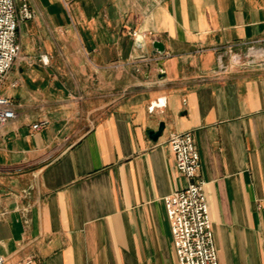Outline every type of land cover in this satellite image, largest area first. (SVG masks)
<instances>
[{
  "label": "crops",
  "instance_id": "obj_1",
  "mask_svg": "<svg viewBox=\"0 0 264 264\" xmlns=\"http://www.w3.org/2000/svg\"><path fill=\"white\" fill-rule=\"evenodd\" d=\"M14 1L34 18L0 82L4 264H178L163 200L185 132L218 264H264V66L240 63L264 0Z\"/></svg>",
  "mask_w": 264,
  "mask_h": 264
},
{
  "label": "built area",
  "instance_id": "obj_2",
  "mask_svg": "<svg viewBox=\"0 0 264 264\" xmlns=\"http://www.w3.org/2000/svg\"><path fill=\"white\" fill-rule=\"evenodd\" d=\"M33 18L34 14L27 4H21L17 10L14 0H0V82L19 52L16 41L19 22ZM255 50L250 48L247 58L254 57L259 52ZM236 61L238 65L239 60ZM247 64L263 66L255 64L254 61H248ZM14 118L10 101L0 96V124ZM38 127L39 125H35L33 129ZM167 147L174 157L176 172L186 181L182 189L175 190L163 200L177 263L218 264L204 183L199 180L200 160L193 136L190 132L172 134L167 141ZM0 264H4L1 257ZM25 264L33 262L28 261Z\"/></svg>",
  "mask_w": 264,
  "mask_h": 264
},
{
  "label": "water",
  "instance_id": "obj_3",
  "mask_svg": "<svg viewBox=\"0 0 264 264\" xmlns=\"http://www.w3.org/2000/svg\"><path fill=\"white\" fill-rule=\"evenodd\" d=\"M152 48L154 49L153 55L163 54V48L160 43L153 42ZM162 130H163V123H160L156 131L147 130L146 133L150 140L156 141L158 137L161 135Z\"/></svg>",
  "mask_w": 264,
  "mask_h": 264
},
{
  "label": "rangeland",
  "instance_id": "obj_4",
  "mask_svg": "<svg viewBox=\"0 0 264 264\" xmlns=\"http://www.w3.org/2000/svg\"><path fill=\"white\" fill-rule=\"evenodd\" d=\"M255 51H259L258 54H255L254 57L252 56L251 58H243L240 63H246L248 61H254L255 64H263L264 66V48L263 49H256ZM262 62V63H261Z\"/></svg>",
  "mask_w": 264,
  "mask_h": 264
},
{
  "label": "bare ground",
  "instance_id": "obj_5",
  "mask_svg": "<svg viewBox=\"0 0 264 264\" xmlns=\"http://www.w3.org/2000/svg\"><path fill=\"white\" fill-rule=\"evenodd\" d=\"M255 54H258V53H255ZM234 63H236V61Z\"/></svg>",
  "mask_w": 264,
  "mask_h": 264
}]
</instances>
